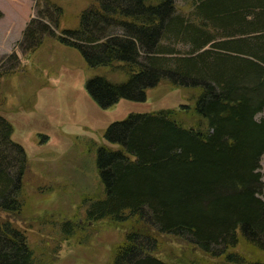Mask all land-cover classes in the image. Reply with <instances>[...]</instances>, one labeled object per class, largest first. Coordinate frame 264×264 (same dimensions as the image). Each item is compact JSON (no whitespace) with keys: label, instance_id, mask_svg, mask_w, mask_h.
<instances>
[{"label":"trees","instance_id":"trees-1","mask_svg":"<svg viewBox=\"0 0 264 264\" xmlns=\"http://www.w3.org/2000/svg\"><path fill=\"white\" fill-rule=\"evenodd\" d=\"M190 3L183 13L176 0H89L75 26H62L60 3L36 1L38 16L23 33L28 53L52 38L77 49L88 66L120 67L128 76L86 81L102 107L145 101L147 89L162 82L193 89L194 103L109 125L111 145L95 156L101 188L83 195L73 218L52 221L53 251L34 246L14 219L27 205L29 160L0 113V264H52L62 242L88 243L91 223L105 220L129 224L109 264H171L158 255L164 236L199 253L181 264H264L240 250L245 243L264 251V117L257 118L264 111V0ZM171 40L190 43V52L176 55ZM11 73L1 70L0 81ZM190 109L204 126L182 121L181 110Z\"/></svg>","mask_w":264,"mask_h":264},{"label":"rangeland","instance_id":"rangeland-1","mask_svg":"<svg viewBox=\"0 0 264 264\" xmlns=\"http://www.w3.org/2000/svg\"><path fill=\"white\" fill-rule=\"evenodd\" d=\"M36 1L0 0L4 14L0 18V71L13 72L0 81L5 97L0 113L14 124L12 138L25 147L29 160L25 176L27 205L14 219L28 230L34 246H48L53 251L58 241L52 221L73 218L83 195L101 188L95 156L99 146L111 145L105 139L109 125L134 112L180 110L183 103L192 106L194 90L162 82L147 89L145 101L121 98L102 107L89 95L86 81L103 75L112 82H123L128 76L120 67H90L77 49L52 38H46L38 50L28 53L23 33L29 20L38 16ZM52 1L60 3L67 13L62 26H75L77 14L89 3ZM176 2L181 12L189 11L191 0ZM170 43L175 45L176 55L190 52V43ZM209 47L210 44L205 48ZM262 117L264 111L257 114L258 119ZM180 118L190 126L205 125L191 109L181 110ZM261 164L264 179V156ZM81 218L80 215L75 219ZM91 226L88 243H79V237L62 242L53 253L52 264H109L114 247L123 240L129 224L105 220ZM163 241L158 255L171 264H181L184 257L199 254L175 237L164 236ZM240 250L264 261V251H256L245 243Z\"/></svg>","mask_w":264,"mask_h":264}]
</instances>
